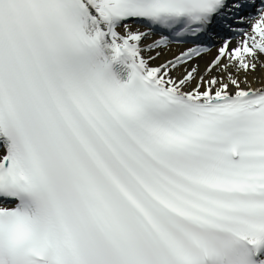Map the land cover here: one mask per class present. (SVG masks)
Returning <instances> with one entry per match:
<instances>
[{
  "label": "snow or ice",
  "instance_id": "obj_1",
  "mask_svg": "<svg viewBox=\"0 0 264 264\" xmlns=\"http://www.w3.org/2000/svg\"><path fill=\"white\" fill-rule=\"evenodd\" d=\"M258 69L264 0H0V264H264Z\"/></svg>",
  "mask_w": 264,
  "mask_h": 264
},
{
  "label": "bare ground",
  "instance_id": "obj_2",
  "mask_svg": "<svg viewBox=\"0 0 264 264\" xmlns=\"http://www.w3.org/2000/svg\"><path fill=\"white\" fill-rule=\"evenodd\" d=\"M145 43H148V41H145ZM183 48L173 47L171 51H164L161 53L159 58L153 62L154 65L160 64L168 59L173 58L175 55H178ZM207 57H205L204 60L196 61L195 63H199L201 69L204 66L205 60ZM179 72L173 73V75H179ZM248 80L250 82V87L255 89L258 87H264V69H258L257 72L253 75H249ZM243 87V85H242Z\"/></svg>",
  "mask_w": 264,
  "mask_h": 264
}]
</instances>
